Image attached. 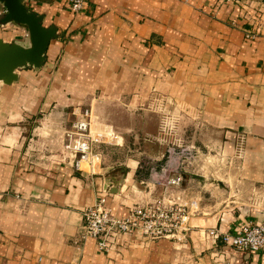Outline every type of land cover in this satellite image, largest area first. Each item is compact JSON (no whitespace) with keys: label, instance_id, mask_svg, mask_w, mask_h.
<instances>
[{"label":"crops","instance_id":"0c3cea01","mask_svg":"<svg viewBox=\"0 0 264 264\" xmlns=\"http://www.w3.org/2000/svg\"><path fill=\"white\" fill-rule=\"evenodd\" d=\"M26 4L57 36L42 65L18 67L15 80L0 82V264H264L258 251L204 233L264 223V0ZM26 36L23 26L0 22L3 40ZM158 103L161 113L152 109ZM79 106H91L93 123L120 143L101 148L94 171L36 158V123L69 121ZM175 111L183 118L173 127ZM182 145L193 146V157L183 158L181 184L165 192L154 177L169 149ZM197 177H218L225 194ZM150 193L194 200L185 241L126 234L103 251L81 237L82 209L99 195L121 215Z\"/></svg>","mask_w":264,"mask_h":264},{"label":"built area","instance_id":"2783aa9c","mask_svg":"<svg viewBox=\"0 0 264 264\" xmlns=\"http://www.w3.org/2000/svg\"><path fill=\"white\" fill-rule=\"evenodd\" d=\"M85 0H70L73 10L81 8ZM246 33L245 36H249ZM71 117L62 128L61 148L54 153H42L39 157L53 158L66 163L75 170L94 171L102 163L100 144H118V135L93 123L91 106L75 107ZM171 118V117H170ZM193 146L182 145L179 150L169 149L163 173L154 180L161 182L164 191L179 186L182 182L180 167L183 158L193 157ZM41 153V152H40ZM194 200L186 204L174 199L168 193L148 194L141 202L131 205L126 213L115 214L106 201V195L98 196L95 203L82 209L81 237L95 238L100 250L108 251L115 246L119 236L138 235L144 241L157 237H168L183 242L187 239L191 225L189 217L195 212ZM206 236L221 234L223 241L240 250L258 251L264 256V223L242 221L233 231H219L214 227L204 229Z\"/></svg>","mask_w":264,"mask_h":264},{"label":"water","instance_id":"95a60500","mask_svg":"<svg viewBox=\"0 0 264 264\" xmlns=\"http://www.w3.org/2000/svg\"><path fill=\"white\" fill-rule=\"evenodd\" d=\"M0 3L4 8L0 22H14L27 30L23 41L0 37V82L10 83L17 78L18 67L42 65L48 43L57 32L54 24H42L43 14L30 9L26 0H0Z\"/></svg>","mask_w":264,"mask_h":264},{"label":"rangeland","instance_id":"374dc122","mask_svg":"<svg viewBox=\"0 0 264 264\" xmlns=\"http://www.w3.org/2000/svg\"><path fill=\"white\" fill-rule=\"evenodd\" d=\"M163 106L164 105L158 103L155 106H153V107L151 106V107L155 111L160 112L163 109ZM182 118L183 117H181V115H179V113H177V111H175V112L171 113V118L169 120V124L173 127H176L178 125V123L182 120ZM158 121L159 122L161 121V117L159 118ZM66 124H68V119H66L65 122H62L58 118L52 119V117L42 118L41 121L36 123V125H38L40 127L39 128L37 127V129H36V132H35L36 134L34 135V140H32L33 138L29 140L30 147L32 145L34 146L32 151L34 152V155L36 158L39 157V155H41L42 153L47 152V154H49L51 152L54 153V152L60 151L61 143H62V141H61L62 128ZM175 129H177V128H175ZM177 135H178L177 133H171L170 134V136L172 137L171 141L173 140V141H175V143H178L179 142L178 139H175L178 137ZM171 141H168V142H171ZM176 141H178V142H176ZM197 141H198V139H197ZM164 142L166 143V141H163V143ZM107 144H109V143L100 144L99 148H103ZM109 145H113V144H109ZM39 152H41V153H39ZM102 159H103V156H102ZM102 163H103V161H102ZM221 179H223V181H225L224 178L221 177ZM197 183H198V185L200 183L203 186H207L206 184L211 183L212 186L218 187L217 188L218 191L215 192L216 195L223 196L225 194L224 189H223L225 187L222 184L221 180H219L218 177L217 178L216 177H203L201 180L197 177ZM220 186H223V187H220ZM198 188H200V186H198ZM203 192H205V195H202V197L204 196L206 200H209V197H210L209 189L204 188ZM216 195H214V194L211 195L215 198L214 200H217Z\"/></svg>","mask_w":264,"mask_h":264}]
</instances>
